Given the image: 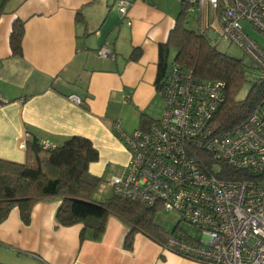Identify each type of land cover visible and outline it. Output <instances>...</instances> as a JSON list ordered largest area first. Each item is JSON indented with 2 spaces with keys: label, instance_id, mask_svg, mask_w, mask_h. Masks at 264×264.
<instances>
[{
  "label": "crops",
  "instance_id": "obj_1",
  "mask_svg": "<svg viewBox=\"0 0 264 264\" xmlns=\"http://www.w3.org/2000/svg\"><path fill=\"white\" fill-rule=\"evenodd\" d=\"M128 1L124 18L115 0L6 2L0 15L1 159L24 162L30 138L58 145L83 136L98 152L89 172L102 179L92 198L113 194L110 180L128 161L113 125L130 133L141 127V118L161 116L164 103L155 86L159 44L166 43L180 11L172 0ZM198 14L202 29L215 33L210 8ZM15 21L23 23L20 56L9 45ZM102 46L110 50L108 57L97 55ZM133 52L136 59L130 58ZM58 204V198L35 203L27 225L14 207L0 223V248L17 254L22 264H206L163 248L138 230L126 248L130 226L115 215L99 238L80 241V223L55 227Z\"/></svg>",
  "mask_w": 264,
  "mask_h": 264
},
{
  "label": "built area",
  "instance_id": "obj_2",
  "mask_svg": "<svg viewBox=\"0 0 264 264\" xmlns=\"http://www.w3.org/2000/svg\"><path fill=\"white\" fill-rule=\"evenodd\" d=\"M179 2L190 11L208 6L217 36L235 43L264 77V49L242 27L248 21L264 33V0ZM114 4L124 18L129 1ZM96 53L108 57L110 50L102 46ZM225 86L170 63L161 84V116L130 133L114 123L128 161L110 183L116 195L175 211L201 231L200 241L171 235L163 248L206 264H264V103L239 124L217 130L213 117ZM68 98L82 104L74 94ZM40 144L56 146L49 140Z\"/></svg>",
  "mask_w": 264,
  "mask_h": 264
},
{
  "label": "trees",
  "instance_id": "obj_3",
  "mask_svg": "<svg viewBox=\"0 0 264 264\" xmlns=\"http://www.w3.org/2000/svg\"><path fill=\"white\" fill-rule=\"evenodd\" d=\"M7 1L0 0V15ZM180 3L185 7L184 3ZM183 10L166 43L159 44L156 89L160 92L162 79L170 64L169 52L174 48L176 53L173 62L191 69L200 78L220 79L225 82V99L213 117V124L217 130L230 129L264 103V77L252 82L246 96L237 100L235 95L244 79L241 61L215 52L211 46L202 51L203 43L198 37L205 40L206 36L202 37L185 27ZM22 37L23 23L15 21L9 35V45L15 56L22 54ZM138 55L133 52L130 58L136 59ZM151 121L141 118L139 124L145 128ZM25 151L26 157L22 163L0 158V223L17 207L22 222L27 225L35 203L58 198L59 204L54 215L55 227L80 223V241L86 237L99 238L111 215L117 216L130 226L124 241L126 248H131L136 230L162 244L171 235L187 239L184 234L175 233L176 228L167 233L157 226L152 220L156 210L154 207L115 193L102 201L92 198L102 179L89 172V164L97 161L98 152L88 138L72 135L50 149H43L40 141L30 138L25 143Z\"/></svg>",
  "mask_w": 264,
  "mask_h": 264
},
{
  "label": "rangeland",
  "instance_id": "obj_4",
  "mask_svg": "<svg viewBox=\"0 0 264 264\" xmlns=\"http://www.w3.org/2000/svg\"><path fill=\"white\" fill-rule=\"evenodd\" d=\"M172 1H174L180 8V11L177 14V18L184 8L183 13L185 18V27L189 30H192L193 33L201 35L202 37L206 36V41L198 37L201 40V43H203L201 47L202 51H205L206 49H208V46H211L215 49V52L222 53L227 57L241 61L244 68V79L241 88L237 92L235 97L237 100L243 99L249 91L252 82L260 77V71H258V69L253 66L250 58L235 43L229 40L221 39L212 30H203L199 23L198 11L188 10L186 7H183L181 5L179 0ZM242 27L245 33L252 40H254L261 49H264V33H262L248 21L243 20ZM175 53V49L171 48L168 56L169 63L174 61ZM152 220L157 226H159L163 231H166L167 233H171L176 228L177 230L175 233L184 234L188 240L200 241L201 239V231L193 227L186 221L180 219L178 213H176L175 211L158 208L153 213ZM17 256V254L10 253L5 249L0 248V257L1 259H5L2 261H7L5 262L7 264H22L21 257L17 258Z\"/></svg>",
  "mask_w": 264,
  "mask_h": 264
}]
</instances>
